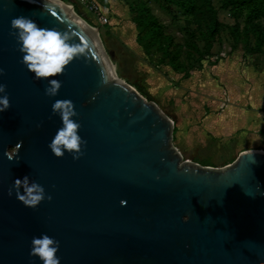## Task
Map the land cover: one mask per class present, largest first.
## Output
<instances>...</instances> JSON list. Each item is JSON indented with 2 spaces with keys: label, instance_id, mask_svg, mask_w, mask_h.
<instances>
[{
  "label": "water",
  "instance_id": "water-1",
  "mask_svg": "<svg viewBox=\"0 0 264 264\" xmlns=\"http://www.w3.org/2000/svg\"><path fill=\"white\" fill-rule=\"evenodd\" d=\"M19 16L69 32L84 53L37 80L10 34ZM107 61L54 3L0 0V83L11 105L0 112V264H43L29 255L42 234L60 242V264H264V152L243 151L222 167L183 159L172 119L113 78ZM50 79L61 81L56 96L45 94ZM59 99L78 113L79 159L48 147L62 127L52 112ZM24 176L45 189L34 208L14 188L8 195Z\"/></svg>",
  "mask_w": 264,
  "mask_h": 264
},
{
  "label": "rangeland",
  "instance_id": "rangeland-1",
  "mask_svg": "<svg viewBox=\"0 0 264 264\" xmlns=\"http://www.w3.org/2000/svg\"><path fill=\"white\" fill-rule=\"evenodd\" d=\"M72 8L74 14L91 27L99 44L115 69L116 76L136 89L147 100L154 102L167 116L174 114L180 100L183 123L173 121L172 144L183 159L211 165H221L229 161L232 152H236L235 140L224 137H212L198 124H189L190 111L197 110L192 102L200 100V84L206 76L191 77L193 71L202 66L206 54L218 58L225 53L236 52L245 62L264 71V17H254L247 21V10L235 6L222 8V0H212L217 10L219 29L211 48L200 36L190 37L192 26L185 25V17L173 4L163 0H94L97 11H88L79 0H59ZM138 10L147 8L156 19L164 35L170 37L168 53L163 42H155L144 50L137 42L138 28L131 21L128 5ZM75 8V9H74ZM77 9V10H76ZM76 10V11H75ZM98 13L105 18L101 22ZM141 43H146L149 36H141ZM175 57V66L168 63V58ZM208 108H201L208 113ZM185 113V114H184ZM197 120V117H194ZM191 123V122H190ZM197 126V127H196Z\"/></svg>",
  "mask_w": 264,
  "mask_h": 264
},
{
  "label": "clouds",
  "instance_id": "clouds-1",
  "mask_svg": "<svg viewBox=\"0 0 264 264\" xmlns=\"http://www.w3.org/2000/svg\"><path fill=\"white\" fill-rule=\"evenodd\" d=\"M30 2L34 3L35 0H30ZM11 28L15 31L10 34L16 36L20 45L19 51L24 53L21 63L34 73L37 80L63 74L70 61L85 51L86 45L70 42L72 36L69 32L40 27L29 17L13 18ZM3 73L4 69L0 68V75ZM61 86V81L50 79L49 86L45 88V94L56 96ZM6 88L5 84L0 83V93H4L0 96V112L11 106ZM52 112L54 115H60L62 127L57 130L48 147L56 157H62L67 150L73 154L74 159H79L83 155L82 145L86 144V141L78 134L81 125L72 119L78 115L73 101L70 99L56 100L52 104ZM20 146L18 145V147ZM9 159L12 158L9 157ZM13 188L16 191L17 199L25 206L34 208L45 199L44 187L35 181L30 182L28 176H24L23 179H15L13 187L9 188V196L12 195ZM21 188H23V193L20 191ZM47 199L50 201L51 195H48ZM125 203L126 201H121L122 205ZM59 244L58 240L47 234H42L41 237H33L29 255L38 257L43 264H60V258L56 255Z\"/></svg>",
  "mask_w": 264,
  "mask_h": 264
},
{
  "label": "crops",
  "instance_id": "crops-1",
  "mask_svg": "<svg viewBox=\"0 0 264 264\" xmlns=\"http://www.w3.org/2000/svg\"><path fill=\"white\" fill-rule=\"evenodd\" d=\"M202 63L190 77L206 76L198 90L200 95L197 98L200 100L192 102L193 105L202 104L197 105L199 112L192 109L189 115L183 116L189 119V124L201 122L203 129L212 137L234 139L236 148L229 161L219 166H203H225L247 150L264 152V71L243 61L242 55L236 52L225 53L215 62L205 60ZM180 104L186 106L180 100L176 102L179 109L174 111L175 115L170 114V118L179 124L184 121ZM201 108H208V113H202Z\"/></svg>",
  "mask_w": 264,
  "mask_h": 264
},
{
  "label": "trees",
  "instance_id": "trees-1",
  "mask_svg": "<svg viewBox=\"0 0 264 264\" xmlns=\"http://www.w3.org/2000/svg\"><path fill=\"white\" fill-rule=\"evenodd\" d=\"M167 4H173L185 17V25L192 26L193 29L188 33L190 37L200 36L206 45L207 51L211 48L219 29L217 20V10L212 0H163ZM128 5V11L131 15V21L138 30L137 42L146 50L148 45L155 42H163L164 51L168 53L170 46V37L162 33L160 25L156 19L148 11L147 8L138 10V14L134 15V9L131 4ZM238 7L247 10V21L254 17H264V0H222L221 7ZM75 9V8H74ZM77 10V9H76ZM75 10V11H76ZM148 35L149 40L141 43V36ZM210 56V53L205 57ZM168 63L175 66V57L171 55ZM207 165V164H202Z\"/></svg>",
  "mask_w": 264,
  "mask_h": 264
},
{
  "label": "bare ground",
  "instance_id": "bare-ground-1",
  "mask_svg": "<svg viewBox=\"0 0 264 264\" xmlns=\"http://www.w3.org/2000/svg\"><path fill=\"white\" fill-rule=\"evenodd\" d=\"M49 2L54 3L55 5H57L64 13H66L69 17H71L96 43L98 42L97 36L95 31L89 27L88 25H86L85 23H83L72 11V8L70 6H68L67 4L59 1V0H47ZM108 58V57H107ZM109 60V59H108ZM110 62V61H109ZM109 62L107 61V63L109 64ZM110 67V73L111 76L114 78L117 77L115 74V69L113 67V65L109 64Z\"/></svg>",
  "mask_w": 264,
  "mask_h": 264
},
{
  "label": "built area",
  "instance_id": "built-area-1",
  "mask_svg": "<svg viewBox=\"0 0 264 264\" xmlns=\"http://www.w3.org/2000/svg\"><path fill=\"white\" fill-rule=\"evenodd\" d=\"M79 1H80V4L82 6H84L88 11H93L94 12V11L98 10L97 4H96V2L94 0H79ZM97 16H98L99 21H101V22L105 21V18L103 16H101V14L98 13ZM220 56H222V55H220ZM220 56H218V58L213 57V56H211L210 58H204L203 61L209 60L211 62H215V61H217L219 59Z\"/></svg>",
  "mask_w": 264,
  "mask_h": 264
}]
</instances>
